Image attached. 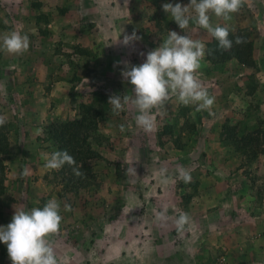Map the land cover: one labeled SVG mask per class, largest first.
<instances>
[{"label":"rangeland","instance_id":"374dc122","mask_svg":"<svg viewBox=\"0 0 264 264\" xmlns=\"http://www.w3.org/2000/svg\"><path fill=\"white\" fill-rule=\"evenodd\" d=\"M166 2L187 5L190 0H0V34L16 30L30 39L23 55L0 52V115L7 118L10 142L3 159L0 226L11 222L16 207L42 208L55 197L63 217L59 233L50 237L58 264L76 248L85 254V264L89 259L91 264H157L173 245V255L187 253L195 264H264V154L249 160L224 140L230 127L239 137L250 133L264 143V0H246L227 22L231 29L250 31L259 70L235 60L227 69L203 61L198 75L215 97L214 114L184 106L173 96L164 108L152 110L155 127L145 132L135 124V109L115 115L107 105L111 95L132 94L121 75L124 65L116 62L143 63L169 30L204 44L210 36L194 24L184 33L163 11ZM211 19L214 25L226 23ZM133 31L142 40L133 46L116 42ZM252 73L261 87L244 97ZM100 84L105 97L94 93ZM81 102L103 104L94 144L100 158L92 166L91 186L70 191L59 170L44 167L43 157L56 151L47 127L77 117ZM167 123L181 131L182 149L168 135L159 136ZM121 124L126 131H120ZM38 128L42 135L35 134ZM178 165L191 173V183L176 178ZM162 167L172 178L168 183L159 175ZM25 169L28 174L22 176ZM160 211L166 221L157 219ZM181 213L190 221L177 231ZM3 245L0 264H12ZM209 246L212 252L205 257Z\"/></svg>","mask_w":264,"mask_h":264},{"label":"clouds","instance_id":"9594fccd","mask_svg":"<svg viewBox=\"0 0 264 264\" xmlns=\"http://www.w3.org/2000/svg\"><path fill=\"white\" fill-rule=\"evenodd\" d=\"M246 0H190V3L166 2L162 4L163 11L173 20L178 27L185 30L190 25H196L209 33L222 51L231 50L233 43L242 45L246 39L236 36L235 40L229 38L230 28L227 22L238 13L245 5ZM212 15L222 19L226 23H212ZM142 40L135 31L130 35L125 34L123 40L116 42L124 46H133L135 42ZM30 46L29 36L20 31L12 30L0 34V52L11 55H23ZM206 45L199 39H193L186 33L179 34L169 30L167 36L158 47L147 53L146 59L139 65H131L128 61H118L123 64L122 77L132 85V94L111 95L108 105L111 112L119 115L126 109H135V124L145 132L153 131L155 122L151 113L153 109H162L166 103L175 96L184 106L194 105L197 111H207L213 115L212 108L215 97L203 86L198 72L206 56ZM141 55H144L141 53ZM7 123V118L0 115V127ZM120 131H126L124 124L119 126ZM37 136L43 134V129H36ZM44 167L49 170H59L68 165L78 178H84L85 173L77 165L75 158L67 150H56L45 154ZM176 178L184 183H191V173L183 166H177ZM28 172L22 173L27 176ZM159 175L164 183L172 179L168 175V169H159ZM65 211H70L71 206L64 205ZM61 202L55 197L50 198L41 207H33L25 210L23 207L15 209L11 222L6 226H0V242L7 246L8 257L12 264H58L56 251L50 237L58 234L62 222ZM159 221H166V213H157ZM190 217L187 213H181L175 220L177 231L185 229Z\"/></svg>","mask_w":264,"mask_h":264},{"label":"trees","instance_id":"16d2710c","mask_svg":"<svg viewBox=\"0 0 264 264\" xmlns=\"http://www.w3.org/2000/svg\"><path fill=\"white\" fill-rule=\"evenodd\" d=\"M59 11L61 14H64L66 9L61 8ZM230 30V39L234 41L236 36H242L247 42L242 45L233 43L231 50L222 51L218 47V41L210 35L205 44L207 54L204 61L213 67L221 69L225 67V69H227L226 64L230 60H235L239 65L245 68L254 71L259 70V64L254 58L256 44L250 31L243 27L237 28L236 30L230 28ZM41 32L46 34L45 31L41 30ZM77 50L80 54H90V51L85 48H77ZM245 86L247 87V91L244 93V97L253 95L257 92L258 88L261 87L253 77V73L248 76ZM94 93L95 95L105 97V85L100 84L99 88H97ZM101 109H103V104L81 102L78 106L77 117L52 122L47 127L48 138L54 145L55 150H67L69 154L75 158L77 165H82L80 170L85 173L84 178H78L74 176L72 169L67 164L59 169L58 175L60 176V181L70 191L87 189L92 184V166L93 163L100 158V151L94 144L99 134V116L102 113ZM174 125L175 124L171 123L163 125L159 132V136L162 134L168 135L173 145L178 149H182L183 144L178 137V133L181 131H177ZM232 130H234V128H228V133L225 134L224 140L230 144L234 152L241 153L245 158L252 161L257 159L260 154H264V143L259 136L248 133L239 137L236 133H233ZM9 150L10 142L8 128L5 124L3 127H0V198L4 194L6 188V164L3 159L9 153ZM193 185L196 186V184ZM191 196V194L187 195L188 198ZM3 247V243L0 242L2 253L4 252Z\"/></svg>","mask_w":264,"mask_h":264},{"label":"crops","instance_id":"0c3cea01","mask_svg":"<svg viewBox=\"0 0 264 264\" xmlns=\"http://www.w3.org/2000/svg\"><path fill=\"white\" fill-rule=\"evenodd\" d=\"M201 234H204V232H201ZM218 234H219V232H218ZM110 237H111L110 235H106V240H110ZM106 243H107V241H106ZM186 244H187V242H186ZM175 248H176L175 245L171 246L172 250H169L168 253L163 250L162 254H163V256H166V257L165 258L161 257V259H160L161 261L159 260L158 263L159 262H164L166 264H171L172 262H174V263H177V264H195L194 259L193 258H191V259L188 258V254L187 253H182L178 257L173 255V253L177 252L175 250ZM182 248H183V246H182ZM212 249L213 248L209 246V251L207 253H205V254H203V253L202 254L205 257H206V254H208L210 256V253L212 252ZM79 251H81V250H78V248H76L75 251L68 252L67 254H65L64 255L65 259H64L63 262H61L62 260L60 261V259H59L60 264H71V263L72 264H85L86 261H84V257H86V256H85V254H83V252H81V254H79ZM195 254L198 255L197 252ZM231 258H233V254L230 256V259ZM209 259H210V257H209ZM89 260H90V264L92 262H94V261H91V259H89ZM170 261H172V262H170ZM205 261L207 263L208 259H205Z\"/></svg>","mask_w":264,"mask_h":264}]
</instances>
